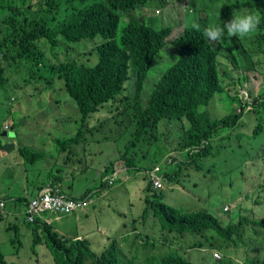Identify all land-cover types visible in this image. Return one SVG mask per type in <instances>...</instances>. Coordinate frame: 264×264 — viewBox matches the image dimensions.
Masks as SVG:
<instances>
[{"label":"trees","instance_id":"1","mask_svg":"<svg viewBox=\"0 0 264 264\" xmlns=\"http://www.w3.org/2000/svg\"><path fill=\"white\" fill-rule=\"evenodd\" d=\"M147 1L0 0V88L11 91L15 86H23L22 82L10 84V80L13 76H22L24 71L25 83L35 82L37 85L33 88L34 92L42 95L43 91L59 82L67 97V107L62 113L59 111L62 101L50 99V107L55 111L49 120L55 124L57 158L66 152L64 163L71 160L72 163L77 160L80 162L81 157L84 163L87 157L93 161L100 151L90 149V146L98 143V139L111 143L125 140L121 153L104 166L98 177L101 190L120 180L116 176L111 184L107 180L101 181L115 172V164L119 160L123 161L129 173L140 169L138 165H141L145 156L141 158L134 150L159 146L156 131L163 119L180 122L183 131L178 145L188 159L182 163L200 170L202 165L194 158L202 159L213 153L212 139L221 128L238 126L242 116V110L220 118L211 117L206 110L199 111V108L212 104L214 96L222 91L219 84V57L235 53L234 48L226 49V54L222 53V45L212 43L201 22L196 26L185 27L170 42L167 50L172 63L156 79L160 51L169 44L167 38L171 28L165 26L155 30L132 13ZM243 8L261 13L263 25L259 21L254 32L244 31L240 39L248 35L255 37L251 47L253 55L264 54V0H235L220 10L221 16L216 24L235 16ZM119 12L127 14V23L117 41L115 37L121 20ZM61 13L64 17L58 20ZM157 13L160 11L157 10ZM173 15L172 9L170 16ZM150 70L155 71L154 77L147 79ZM251 70H255L253 65L242 71L247 81L250 80ZM147 80L152 84L148 91L145 89ZM243 94L247 95V92ZM32 95L27 98L31 106L33 101L39 102L41 107L46 104L47 98L44 96L32 100ZM10 96L8 101L12 108L16 98L11 99ZM254 107L264 113V93L252 99L249 112L255 113ZM7 113L12 116L9 109ZM16 124L19 122H12L8 128ZM260 133H264V127L258 123L252 130V137ZM17 146L18 154L26 166L34 165L44 155L41 150H33L22 144ZM75 147H78L76 152ZM262 157L264 161V154ZM171 159L172 162L168 163H176L179 170L183 164ZM53 161L56 162L55 158ZM83 166L87 168L86 164ZM144 169L150 170L148 167ZM179 176L175 170L164 177L174 182ZM59 177L57 168L55 174L49 177L50 182H40L26 197L13 198L16 205L7 204L5 200L0 218L11 206L17 207L22 217L19 225L31 234V247L37 246L43 239L55 264H85L86 261H90V264H126L119 258V254H122L120 235L111 239L100 253L91 249L90 241L94 235L103 230L106 232L109 227L107 224H97L96 220L93 224L87 222L91 235L79 238L56 233L50 223L37 215L34 222L27 220V203L37 196L43 185H57L60 192L65 194L60 186L62 184L55 182ZM33 181L27 179L29 184ZM144 192L147 193L144 198L146 206L140 219H145L144 214L150 205L156 218L151 229L155 233H150L159 236L163 243L172 242L166 233L176 241L189 234L197 236L196 240L189 241V248L207 251L202 264H234V259L240 261L236 264H264V211L260 207L264 203V195L258 196L261 200L252 199L250 205L239 195L241 206L238 207L237 216L223 224L221 219L207 210L182 212L170 206L163 201V191L153 189L150 183L146 184ZM90 193L91 188L81 197ZM243 196L247 200L250 195ZM90 204H86L83 211H88L94 203ZM224 208V211H228L227 206ZM12 225L8 230L16 231L18 227L12 228ZM148 238V235L144 236V243H149ZM11 242L15 244L13 239ZM215 250H219V258L213 256ZM0 264L17 263L6 261L0 254ZM129 264L133 263L130 261ZM156 264L197 263H192L179 251H173L158 256Z\"/></svg>","mask_w":264,"mask_h":264},{"label":"rangeland","instance_id":"2","mask_svg":"<svg viewBox=\"0 0 264 264\" xmlns=\"http://www.w3.org/2000/svg\"><path fill=\"white\" fill-rule=\"evenodd\" d=\"M233 1L235 0H184L183 2L178 0H149L132 13H135L137 18L155 30L165 26L171 28L170 35L167 38L169 44H166L164 49L160 51L159 61L156 65V71L159 73L156 79L171 65V54L167 47L170 48V42L182 33L185 27L196 26L201 22L206 29L208 37L213 42L222 45V53L226 54L227 50L235 49V53H231L228 57L220 56L218 60L221 93L214 96L211 100L213 101L212 104L205 108H199V111L206 110L211 117L220 118L236 114L242 110L239 125L220 129L216 135L220 137H214L211 141L213 153L211 152L202 159L194 158L199 160L198 162L202 165V169L195 170L193 167H187L186 164L182 163L186 158L178 145L180 134L183 131L180 122L163 119L156 131L159 145L162 147L151 145L140 150L136 148L134 152H138L141 158L142 155L145 156L141 162L143 166L138 165L140 166L138 171L126 172L128 177L129 174L131 175L129 181L116 180L111 187H106L102 192L95 193L93 196L94 204L87 211L88 218L74 213L59 219L56 222L58 234L64 237H72L75 232L85 227V223L93 224L96 220L97 224L103 223L102 225L107 224L109 226L106 232L102 229L103 232L94 235L92 241H90L91 249L96 253H100L111 239L117 238L121 234L127 243L120 245L122 254H119V258L126 264H129L130 261L133 264H156L158 256L166 255L173 251H179L192 263L202 264L207 251L202 248H189V241L192 239L196 240L197 236L186 234L182 239H177L176 241L173 240L171 235L166 233L172 242L162 244L159 236L157 237L150 233H155L151 229L153 220L156 219L153 217V210L150 205H148V211L144 214L145 219H140L141 212L146 206L144 198L147 193L144 192L146 180L142 179L138 172L144 171V167L151 169L155 165L160 167L161 173L170 174L176 170L180 174L178 182L183 186L184 191L174 190L173 188V191H171L166 186L162 189L164 194L163 201L182 212L207 210L221 219L223 224L227 223L229 218L237 216L238 207L241 206V202L238 200L239 195L249 205L252 199L261 200V197L258 198L259 195L256 190L259 184L264 185V161L262 157L264 154V133L252 137V130L258 123H261L264 127V113L256 107H254L255 113L249 112V108L252 99L256 95L264 93V54L253 55L251 47L254 45L255 37L248 35L240 39L242 31L258 28L256 18L247 19L249 15L246 9H240L235 16L216 24V21L221 16L220 10H223L222 6L225 7ZM172 9L174 15L171 17ZM157 10L160 11L159 14H156ZM119 13L121 20L115 37L117 41H119L122 29L127 23L125 16L127 14ZM63 17L64 14L61 13L58 15V20H62ZM252 65L255 70H251L250 80L247 81L242 71ZM154 73L155 71L150 70L147 79L154 77ZM15 82H22L23 86H15L11 91L7 88L5 90L0 88V142L2 144L10 141L19 142V144L33 150H41L44 153L41 158L42 161L39 159L32 166H26L23 163V166L27 167L26 172H29L32 167L41 161L40 180L47 175L45 165L51 159L52 170L50 175L55 174L57 167L59 176L64 177L68 174L66 177H62L63 183L69 182L71 187L73 185L75 189L82 185H87V188L92 190L99 188L98 177L102 168L105 165L107 166L110 161H114L116 155L121 153L125 140L111 143L98 139V143L90 146V149L100 151L93 161L87 157L84 163V158L81 157L80 162L83 161L81 163L78 160L75 163H72V160L64 163L63 158L66 152L60 154L57 158L56 153L58 151L54 145L55 124L49 120L55 115L54 109L50 107L51 100L58 98L62 101L59 106L61 113L67 107V97L62 91L60 83L57 82L54 87L43 91L42 95H40L41 93L34 92L33 88L37 86L35 82L25 83L24 71L22 76L12 77L10 84ZM151 85V82L147 80L146 91L149 90ZM244 91L247 92V95L243 94ZM31 94H33L31 96L32 100L44 96L47 98L46 104L41 107L39 102L33 101L31 106L27 100ZM9 95H11V99L13 97L16 98L13 101L12 108H10L8 101ZM242 106L243 108H241ZM7 109L12 111L14 123L19 122V124L6 129L8 138L2 135L4 128L12 124ZM45 118H48V120ZM186 127L187 124H185L184 128ZM32 133L37 139L38 147L28 137ZM77 148L75 147V152ZM167 153H169L168 158L171 157L173 160H177H174L175 162L183 164L179 170L176 163L170 164L167 162ZM53 158H55L56 162L53 161ZM17 159L18 155L14 154V160ZM119 162L125 166L123 161L119 160ZM85 164L87 168L83 166ZM14 165L13 173L14 170H18L19 174L14 176L4 169V173L0 174V185L13 183L18 189L25 182L22 164L15 163ZM1 166L2 162L0 159ZM70 168H73V170L69 172ZM122 177L125 178L124 180L128 178L123 173ZM30 179L28 177V180ZM110 192L113 193L109 194ZM244 194L250 195L247 200L244 199ZM113 201L115 202L113 203ZM106 204L110 205L109 208L106 207ZM32 205L34 206V204ZM224 206H227L228 211H224ZM260 207L264 211V203H261ZM119 212L126 215V218L121 217L118 214ZM48 214L50 215V213ZM0 223L2 226L0 228V254L6 261L17 264H55L50 250L43 239L37 246L31 247L30 234L27 235L19 229L16 231H7L5 229V226L9 223L20 224L19 219L7 220L3 218ZM133 226L136 227L137 232L140 234L139 239L145 240L144 236L148 235L147 241L150 244H137V241H134V234L131 229ZM10 238L15 241V244H10ZM132 241H134L133 246L130 245ZM213 255L214 257L221 256L216 251H214ZM252 255H254V251ZM34 258H37L38 261H34ZM236 263H240V261L234 259V264ZM85 264H90V261H86Z\"/></svg>","mask_w":264,"mask_h":264},{"label":"crops","instance_id":"3","mask_svg":"<svg viewBox=\"0 0 264 264\" xmlns=\"http://www.w3.org/2000/svg\"><path fill=\"white\" fill-rule=\"evenodd\" d=\"M156 14H159V13H156ZM10 117H11V121L14 122V119H12V116H10ZM6 129H8V128H6ZM6 129L3 130V132H2V135H4L5 137H7V135H8V132L6 131ZM15 136H16V134H15ZM28 137L32 140L33 144H35V146L38 147L37 139L34 136V133L29 135ZM217 137H220V136L219 135L215 136V138H217ZM9 139H11V138H9ZM18 144H19V142L14 143L13 141L6 142L4 144H2L0 142V157H2V158H0L1 162H2V166L0 167V174L4 173V169L7 170L11 175L16 176V175L19 174L18 170H14V173H13V167L15 166L14 165L15 163L22 164V166H23L22 159H21L20 155L18 154V150H17V148H18L17 145ZM160 147H162V146H160ZM211 147H212V144H211ZM14 154L18 155V159L17 160H14ZM168 155H169V153L166 154L167 162H169V160L172 162L171 157L168 158ZM183 156L187 159V157L184 155V153H183ZM174 160H176V159H174ZM41 161H42V159H41ZM41 161L36 166L32 167L29 170V172H26L27 171L26 167H24V166L22 167V169H23V177H24L25 182H23L18 189L16 188L15 184H13V183H8L7 185L6 184L0 185V199L6 200L8 202L7 204L16 205L12 201L13 198H16V196H25L26 197V196L29 195L30 192L33 191V189L36 188V186H38L40 184V182L43 183V184L46 183V182H50L49 181V177L51 176L50 172L52 170L51 169V159L46 162L45 168H47V175H45V178H43L42 180L39 179V177H40L39 170L41 169ZM71 170H73V168H70L69 172ZM102 170H103V168H102ZM115 172L117 173V178L118 179H120V180L122 179L123 181H129L130 180L131 175L129 174V177H128V174L126 173L128 171H126L125 167L123 165H121V162H117L115 164ZM122 173L125 174V177H128L126 180H124L125 178L122 177ZM138 174H140L142 179H146L145 174H141V173H138ZM166 174L167 173H162L163 181L165 182L167 187L170 188L171 191H173V189L174 190H178L179 189L181 191H184L183 190V186L178 182V180H175L174 182H172V181H170V180H168L167 178L164 177V176H166ZM67 175H65L64 177H66ZM28 177H30L31 180H34L33 181L34 183H30L29 184V182H27ZM44 179H46V181H44ZM179 179H180V177H179ZM55 182H60L62 184L60 186L63 188L65 194L70 195V196H74V197L81 196L86 190L89 189V188H87V185H82L78 189H75L73 187V185L71 187V184L69 182L63 183V179L61 177H59L58 181L55 180ZM102 191H103V189L101 190V187L95 188L94 190H92V199H93L92 203H94V197H93L94 194L95 193H100ZM256 191H257L258 195H260L262 197L264 195V185L259 184ZM111 193H113V192H110L109 194H111ZM14 194H16V195H14ZM114 202L115 201H113V203ZM109 206H110L109 204H106L107 208H109ZM93 211H94V208H93ZM120 212H125V211H120ZM120 212L118 214L121 217L126 218V215L120 214ZM74 213L76 215L77 214L81 215L84 218H88L89 217L87 215V210L86 211H82V212L76 211V212H73L71 214H74ZM63 216H67V215H60V214L59 215H57V214L55 215V214H52V213H50V215H49L48 213H44L45 221L50 223V225L52 226V228L54 229V231L56 233H58V230L56 229L57 228L56 227V222L59 221V219H61ZM3 218H6L7 220H9V219H14V220L19 219L20 221L22 220L21 213L20 212L18 213L17 207H14V206H11L8 209V212H5V214L2 216V218H0V221ZM10 225L11 224L9 223L7 225V227H11ZM86 225H87V223H85V227L84 228H81L80 231L75 232L72 236H77V237L80 238V237L91 235V230L89 231V229H88L89 227H87ZM15 226H17L19 230L24 231L25 234H27V235L30 234V232L26 228H24L23 226H21L19 224H14V225H12V228H15ZM1 227L2 226H1V223H0V228ZM30 236H31V234H30ZM120 236H122L121 237L122 240H120V245H123V244L127 243L125 238H124V236L121 235V234H120ZM138 237H140L139 232H137V230L134 228V241H137V244H145V245L146 244H150V243H144V241L142 239H139ZM134 241L131 242V244H130L131 246H133ZM11 243L12 242H11V238H10V244ZM161 243L163 244L162 240H161ZM160 256H162V255H160ZM34 261H35V259H34Z\"/></svg>","mask_w":264,"mask_h":264},{"label":"built area","instance_id":"4","mask_svg":"<svg viewBox=\"0 0 264 264\" xmlns=\"http://www.w3.org/2000/svg\"><path fill=\"white\" fill-rule=\"evenodd\" d=\"M158 170L159 168L155 167L154 171L150 174V183L155 189L163 187L162 178L155 173ZM116 176V172H114L101 181L107 180L108 184H111L112 181L116 179ZM89 203H91L90 196L73 198L70 195L61 193L57 185L47 186L40 190L37 196L27 203L28 216L26 218L28 221L34 222L35 215H37L38 218L45 219L44 213L70 214L76 210H83L84 206ZM5 204V200L0 199V211H4ZM32 204H34V206Z\"/></svg>","mask_w":264,"mask_h":264},{"label":"clouds","instance_id":"5","mask_svg":"<svg viewBox=\"0 0 264 264\" xmlns=\"http://www.w3.org/2000/svg\"><path fill=\"white\" fill-rule=\"evenodd\" d=\"M184 0H182V2H183ZM230 4V3H229ZM228 5V4H227ZM226 7V6H225ZM225 7L224 6H222V9H225ZM220 10V9H219ZM250 15L248 16V18L247 19H250V18H256V21H257V24H258V22L260 21L261 22V24L263 25V22L261 21V18H262V15H261V13H259V12H257V11H254V10H252V9H248V10H246ZM156 13H157V11H156ZM263 21H264V18H263ZM204 30H205V32H206V29L204 28ZM256 29H249V30H244L245 32H254ZM244 31H242V32H244ZM206 34H207V32H206ZM208 36V35H207ZM209 38V37H208ZM210 39V38H209ZM211 40V39H210ZM212 41V40H211ZM212 43L213 44H217L216 42H213L212 41ZM8 128V127H7ZM4 129H6V128H4ZM170 161V160H169ZM155 167H158L159 168V170L157 171V172H155L157 175H159L161 178H162V183H163V187L162 188H159V189H155V188H153L152 187V185H151V187L153 188V189H155V190H162L163 188H165L166 187V184H165V182L163 181V175H162V173H161V169H160V167L158 166V165H156ZM155 167H153L152 169H150V170H144V171H139L138 173H141V174H145V176H146V179H144V180H146V184L147 183H150L151 181H150V174H151V172H153L154 171V169H155ZM138 171V170H137ZM129 173V172H128ZM131 173V172H130ZM151 184V183H150ZM47 186H54V185H43V187L42 188H40L39 190H38V192L40 191V190H42L43 188H45V187H47ZM111 187V186H110ZM86 196H90V198H91V203H92V201H93V199H92V189H91V193L90 194H88V195H86ZM86 196H84V197H86ZM71 197H73V198H75L74 196H71ZM76 198H81V196H79V197H76ZM83 198V197H82ZM76 211H79V212H82L83 210H76ZM76 211H74V212H76ZM73 213V212H72ZM142 213V212H141ZM71 214V213H70ZM143 214V213H142ZM57 215H59V214H57ZM60 215H68V214H60ZM40 219H42V218H40ZM42 220H45V219H42ZM133 220H135V219H133ZM134 228L136 229V227H132L131 229H132V232H133V234H134ZM5 229L7 230V231H9L8 230V227L7 226H5ZM137 230V229H136ZM140 235V234H139ZM218 254L220 253L219 251H217V250H215ZM214 254V253H213ZM214 256V255H213ZM217 258H219V255L217 256Z\"/></svg>","mask_w":264,"mask_h":264}]
</instances>
